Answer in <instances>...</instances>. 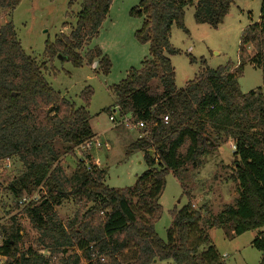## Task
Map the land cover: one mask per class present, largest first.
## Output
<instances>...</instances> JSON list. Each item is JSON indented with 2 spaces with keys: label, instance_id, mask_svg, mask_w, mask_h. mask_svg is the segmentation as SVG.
<instances>
[{
  "label": "trees",
  "instance_id": "16d2710c",
  "mask_svg": "<svg viewBox=\"0 0 264 264\" xmlns=\"http://www.w3.org/2000/svg\"><path fill=\"white\" fill-rule=\"evenodd\" d=\"M233 1L139 0L129 10L130 16L142 19L134 37L148 43L149 52L138 68H129L109 87L114 104L104 111L116 107L145 123L144 135L127 146L126 155L141 151L147 169L134 186L121 189L104 184L106 169L82 159L71 175L61 165L62 157L73 155L76 147L95 136L87 111L91 88L82 91L83 103L76 106L46 80L44 65L24 52L12 21L0 25V162L12 159L19 164L18 172L6 179L5 191L12 200L9 212L22 207L40 247L21 250V230L11 216L0 226L2 264H78L80 259L87 264H121L118 254L130 244L136 255L126 264H223L208 233L212 228L222 229L228 239L257 230L250 245L261 253L258 264H264V0L259 21L241 32L236 63L210 68L202 61L195 77L177 88L169 58L179 53L170 44L171 28L186 31L187 7L193 8L197 23L216 27ZM19 2L0 0V9L9 14ZM111 2L81 0L69 34L46 41L44 56L59 54L74 67L96 62L98 71L107 75L110 59L89 43ZM246 63L261 69L262 87L242 93L237 78ZM153 80L158 89L151 87ZM223 139L234 144L230 177L237 183L238 196L233 205L225 204L216 216L205 217L206 204L194 209L186 203L171 212L166 240L161 239L154 223L161 212L158 199L166 175H176L186 165L199 168L202 158ZM33 193L38 198L30 200ZM67 198L78 206L63 223L55 208ZM193 234L196 237L189 241ZM69 248L78 253L65 257ZM93 250L106 261L93 259Z\"/></svg>",
  "mask_w": 264,
  "mask_h": 264
},
{
  "label": "rangeland",
  "instance_id": "374dc122",
  "mask_svg": "<svg viewBox=\"0 0 264 264\" xmlns=\"http://www.w3.org/2000/svg\"><path fill=\"white\" fill-rule=\"evenodd\" d=\"M138 1L112 0L98 33L89 43V47L98 46L110 59L111 68L107 75L98 71L96 62L91 65L85 62L80 67H74L65 57L48 59L43 54L46 41L53 42L59 33L69 34L75 24L81 0H20L9 14L0 9V25L7 20L12 21L22 49L44 65L42 70L45 78L55 90L80 106L83 103L80 94L86 87L91 88L92 95L87 107L90 126L99 142L108 147L78 146L73 155L62 157L61 165L71 175L78 159L87 165L97 164L99 169H106L104 184L116 189L134 186L137 178L147 169L141 151L126 155L127 146L137 137L143 136V130L128 129L110 121L109 115H117L116 107L104 111L114 104L109 87L121 81L129 68H138L148 56V43H140L134 37L142 19L129 15V10ZM260 6L261 0H234L216 27L197 23L193 18V8L187 7L183 19L186 31L175 26L170 31V44L179 50V53L169 55L176 87L182 88L187 81L192 80L203 67L202 61L210 68L224 66L228 62L236 63L241 32L248 24L259 21ZM237 81L242 93L262 87L261 69L246 63ZM158 86L157 80L151 82L153 89H158ZM185 147L186 144L180 148V153L185 152ZM233 149V140L223 139L220 146L202 158L199 168L186 165L176 175H166L158 199L161 212L154 223L161 239L166 240V230L171 226V212L179 210L186 203L194 209L206 204L205 217L216 216L225 204L233 205L238 196L237 183L230 177ZM149 154L152 155V151ZM86 156L90 159L87 160ZM18 169L19 164L15 160L0 162V226L14 216L21 230V250L26 251L28 247L39 249L36 240L39 235L22 212V207L9 212L12 200L5 191L6 179L12 178ZM31 197L38 198L36 193ZM136 198L134 196L132 199L133 203ZM77 206L72 198H67L55 210L61 221L66 223L73 217ZM256 233L257 230H249L228 239L222 229L212 228L210 239L220 253L223 264H258L261 253L250 245ZM195 237L196 234H193L189 241ZM1 240L0 236V244ZM40 252L48 254L45 250ZM74 252L78 253L75 248L67 249L65 257ZM135 255V248L130 244L118 254V259L121 264H126ZM78 264L87 262L80 259ZM150 264L174 263L171 260H157Z\"/></svg>",
  "mask_w": 264,
  "mask_h": 264
},
{
  "label": "built area",
  "instance_id": "2783aa9c",
  "mask_svg": "<svg viewBox=\"0 0 264 264\" xmlns=\"http://www.w3.org/2000/svg\"><path fill=\"white\" fill-rule=\"evenodd\" d=\"M109 119L110 121H112L115 125H123L124 127L128 128V129H143L145 127V123L141 120L135 121L131 115L129 114H121L119 112V109H117V115L111 114L109 115ZM166 120V117L165 119ZM81 147H87V148H91L93 147H108L107 144L105 143H101L99 142V140L97 139L96 136L90 138L89 140L85 141L82 145H80ZM97 165V164H96ZM36 197L32 198L30 196V200H35ZM92 258H98L100 261H104V257L100 256L97 254L96 250L92 251L91 254ZM0 264H2V259H0Z\"/></svg>",
  "mask_w": 264,
  "mask_h": 264
},
{
  "label": "water",
  "instance_id": "95a60500",
  "mask_svg": "<svg viewBox=\"0 0 264 264\" xmlns=\"http://www.w3.org/2000/svg\"><path fill=\"white\" fill-rule=\"evenodd\" d=\"M60 59H62L63 57L61 55H57ZM151 153V151H150ZM156 260H153V262H155Z\"/></svg>",
  "mask_w": 264,
  "mask_h": 264
},
{
  "label": "crops",
  "instance_id": "0c3cea01",
  "mask_svg": "<svg viewBox=\"0 0 264 264\" xmlns=\"http://www.w3.org/2000/svg\"><path fill=\"white\" fill-rule=\"evenodd\" d=\"M102 52H103V51H102ZM211 230H212V229H211ZM211 230H210V231H211ZM210 231H209V236H210Z\"/></svg>",
  "mask_w": 264,
  "mask_h": 264
}]
</instances>
